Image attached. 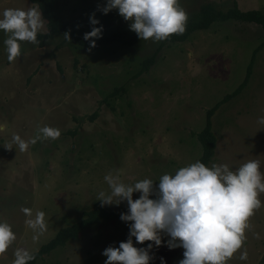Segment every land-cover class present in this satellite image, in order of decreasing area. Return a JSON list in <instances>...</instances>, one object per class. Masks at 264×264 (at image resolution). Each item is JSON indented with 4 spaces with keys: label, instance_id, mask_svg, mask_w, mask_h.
Wrapping results in <instances>:
<instances>
[{
    "label": "rangeland",
    "instance_id": "1",
    "mask_svg": "<svg viewBox=\"0 0 264 264\" xmlns=\"http://www.w3.org/2000/svg\"><path fill=\"white\" fill-rule=\"evenodd\" d=\"M105 3L56 0V11L78 28H92L89 17L95 13L100 22L96 27L130 31L131 22L118 10L107 15L97 11ZM178 3L187 21L207 4L224 11L236 6L244 12H264V0ZM34 6L31 0H0V19L5 9L27 11ZM38 32L48 33L45 19ZM6 38L0 30V222L10 224L17 239L0 255V264H13L15 249L38 252L61 229L101 206L97 196L110 192L104 180L110 172L128 185L143 179L158 183L163 174L174 175L199 161L203 149L198 135L206 127L208 112L243 83L264 31L256 24L217 23L186 42L163 48L150 70L137 79L143 61L157 51L160 41L95 49L65 42L58 33L43 46L20 42L21 55L10 62ZM255 58L247 86L210 118L217 144L208 167L227 164L235 170L259 160L264 174V125L258 123L264 117V48ZM44 126L59 129L60 137L38 140L23 152L15 144L6 149L14 134L29 141ZM139 195L134 193L133 199ZM258 198L261 207L249 220L244 244L227 264H264V193ZM21 208L31 209L32 217ZM105 208L118 212L127 210V204ZM38 211L45 213L47 230L34 243L25 220L34 219ZM128 234L126 223L101 219L36 264H104L103 250L118 248ZM161 239L159 248L151 242L149 255L154 259L149 264H161V257L164 264H178L184 250H169L166 234ZM244 249L248 258L240 260Z\"/></svg>",
    "mask_w": 264,
    "mask_h": 264
},
{
    "label": "clouds",
    "instance_id": "2",
    "mask_svg": "<svg viewBox=\"0 0 264 264\" xmlns=\"http://www.w3.org/2000/svg\"><path fill=\"white\" fill-rule=\"evenodd\" d=\"M130 21L129 30L136 33L140 40L159 42L167 40L173 34H183L188 20L186 12L179 6L178 0H106L97 6V11L107 15L112 10ZM92 30L84 34V40L93 41L102 38V26L95 13L89 17ZM44 19L38 7L27 11L8 8L0 19V30L7 35L4 45L8 60L14 61L21 55L20 42L39 43L38 31ZM65 39L71 41L69 32ZM258 123L264 125V117ZM40 135L25 141L19 135L12 136V145L20 151H27L41 139H58L59 129L44 126L39 129ZM259 160H249L235 170L227 164L213 163L211 167L196 161L182 167L176 173L163 174L158 183L143 179L128 185L121 182L119 174L111 172L104 180L110 192L101 191L97 201L101 207L127 204V212L120 214L121 221L129 227L126 241L119 247L109 246L103 250L106 257L104 264H149L154 259L149 253L153 244L137 248L135 242L143 245L146 241L154 242L159 248L162 244L161 234L169 239L166 246L169 250L182 248L183 259L178 264H227L240 250L246 239L245 232L251 227L250 218L255 210L261 207L260 193H264V174L260 171ZM139 193L137 199L133 194ZM26 217H32L29 208H21ZM26 225L33 230L32 240L38 242L47 230L45 213L38 211L34 219H26ZM259 239V234H254ZM17 239L12 227L7 222H0V255L12 246ZM13 264H29L35 257L28 250H14ZM244 249L240 260H247ZM161 264L164 260L161 257Z\"/></svg>",
    "mask_w": 264,
    "mask_h": 264
},
{
    "label": "trees",
    "instance_id": "3",
    "mask_svg": "<svg viewBox=\"0 0 264 264\" xmlns=\"http://www.w3.org/2000/svg\"><path fill=\"white\" fill-rule=\"evenodd\" d=\"M33 4L38 5L43 18L47 21L48 33L37 34V39L40 42V46H43L46 41H51L55 39L56 34L60 33L65 42L69 40L65 39L64 33L69 32L71 36V41L77 43L83 47H92L93 41L84 40V34L92 30V28H78L75 24L70 23L62 19L56 11V0H31ZM229 21H238L243 23L256 24L262 28L264 31V12L260 10L251 11H240L236 6L229 10L217 9L211 4H207L201 7L199 13L192 19L187 21L185 26V31L183 34H173L167 40L160 41L157 51L146 60L143 61L141 70L135 76V78L141 77L143 74L147 73L150 68L155 64V60L158 54L163 48L169 44L183 43L186 42L193 33L197 31L209 30L213 25L217 23H224ZM140 39L137 34L132 31L119 30V29H106L102 31V38L95 39V49L107 45L120 44L124 46H134L138 43ZM93 48V47H92ZM264 48V41L255 50L250 65L248 66L247 75L240 85V87L231 95H227L219 104L215 106L214 109L208 112L207 124L205 129L198 135L199 140L202 145L203 153L200 162L204 163L205 166H209L210 162L215 153L217 139L212 133V126L210 118L214 111L218 109L222 104L230 101L234 96L240 94L242 90L247 86L251 79L254 61L257 53ZM121 89H117L113 92L110 97L117 96ZM94 115L93 118H95ZM92 119V118H91ZM127 210L112 212L108 211L105 207L99 206L94 211L86 214V218L78 221L77 223L61 229L56 236L50 240L47 244L43 245L38 252L32 253L35 257L34 260L30 261L29 264H36L44 255H48L59 247L65 246L70 240L77 239L82 232L87 230L89 227L96 224L99 220L104 219L106 222L110 221H121L120 214L126 213ZM123 222V221H121ZM125 223V222H123ZM134 246L137 248L147 247L151 241H146L143 245L138 244L133 240ZM264 261V256H263Z\"/></svg>",
    "mask_w": 264,
    "mask_h": 264
}]
</instances>
